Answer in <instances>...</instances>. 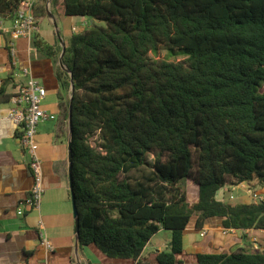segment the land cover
I'll list each match as a JSON object with an SVG mask.
<instances>
[{"label":"trees","instance_id":"1","mask_svg":"<svg viewBox=\"0 0 264 264\" xmlns=\"http://www.w3.org/2000/svg\"><path fill=\"white\" fill-rule=\"evenodd\" d=\"M48 1L56 15L104 22L74 32L63 47L68 70H55L63 135L74 86L78 246L135 260L165 229L169 248L157 261L172 264L192 216L198 229L212 216L225 228L264 229V201L215 197L226 185L264 184V0H35L37 22ZM19 3L0 0V18ZM32 44L57 63L50 45ZM160 50L166 57L150 56ZM11 94L2 87L0 103ZM182 179L197 187L195 202ZM197 264H264V250L198 253Z\"/></svg>","mask_w":264,"mask_h":264},{"label":"crops","instance_id":"2","mask_svg":"<svg viewBox=\"0 0 264 264\" xmlns=\"http://www.w3.org/2000/svg\"><path fill=\"white\" fill-rule=\"evenodd\" d=\"M47 9L50 14L39 19L30 37L15 38L10 32H0V90L4 87L5 92L13 93L31 75L46 89L43 108L55 116L40 121L36 127V154L43 188L40 204L38 208H24L20 213L18 208L24 205L33 184L30 157L21 144L19 128L6 118L10 103H0V264H160L157 255L169 248L170 237L165 243L157 242L155 237L165 229L152 235L135 260L108 257L93 244L78 246L68 177L69 129L64 135L58 132L59 83L55 70L68 38L86 28L89 21L84 16L56 15L49 1ZM1 19L10 28L11 18ZM90 23L94 20L90 19ZM33 36L58 52L57 63L37 52L32 44ZM9 43L16 49L15 63L9 56ZM230 187L239 191L236 201H232L233 196L227 197ZM190 189L186 188L187 200L192 203L197 200L198 190L196 186ZM255 195L264 197V184L251 181L226 185L217 190L215 197L234 204L258 201ZM263 236L264 229L225 228L222 217L218 216L207 218L198 229L192 216L183 232L182 251L172 264H197L198 253L230 252L239 247L247 252L264 250ZM42 237L50 248L41 244Z\"/></svg>","mask_w":264,"mask_h":264},{"label":"built area","instance_id":"3","mask_svg":"<svg viewBox=\"0 0 264 264\" xmlns=\"http://www.w3.org/2000/svg\"><path fill=\"white\" fill-rule=\"evenodd\" d=\"M34 2L35 0H20L18 9L11 18L10 28L5 27L0 18V32H10L11 36L15 38L18 36L30 37L31 33L37 29V21L32 13ZM8 50L12 63H15L16 49L13 43H9ZM24 73L28 74V70H25ZM45 96L46 89L44 86L29 75L25 83L20 85L8 100L10 107L7 110L6 118L19 128L20 141L29 154V167L33 176L30 194L25 199L24 205L18 208L20 213L23 212L24 208H38L43 192L40 161L36 154V127L44 119L55 118L53 114H49L42 106ZM255 197L258 201H264L262 196L255 195ZM41 244L45 248H50L44 237L41 239Z\"/></svg>","mask_w":264,"mask_h":264},{"label":"water","instance_id":"4","mask_svg":"<svg viewBox=\"0 0 264 264\" xmlns=\"http://www.w3.org/2000/svg\"><path fill=\"white\" fill-rule=\"evenodd\" d=\"M47 14H50L47 9ZM64 52V48H62L60 57H59V65L61 68L68 70L67 67L62 62V54ZM74 91V86L72 84V80H70V96H69V106H68V129H69V140L67 143V149H68V177H69V185H70V194L72 199V205H73V214H74V235L77 241L78 236V220H77V211L74 205V191H73V172H72V141H71V100H72V93Z\"/></svg>","mask_w":264,"mask_h":264},{"label":"rangeland","instance_id":"5","mask_svg":"<svg viewBox=\"0 0 264 264\" xmlns=\"http://www.w3.org/2000/svg\"><path fill=\"white\" fill-rule=\"evenodd\" d=\"M85 18H87V20L89 21V23H88V25H87V27L88 26H91V23H90V18H88V17H86L85 16ZM94 24H96L97 26H104V22H102V21H97V20H94ZM150 56L151 57H160V58H164V57H166V52L164 51V50H160L159 52H158V54L157 55H153L152 53H150ZM182 58V56H177V60L178 59H181ZM96 140H97V136L96 135H93V136H90L89 137V142L92 144V145H95L96 144ZM152 158V157H151ZM151 160V159H150ZM180 184L181 185H183V186H185V188H187L189 191H191V189H190V187H194L195 185L192 183V182H190V181H188V180H186V179H182L181 181H180ZM232 188L230 187V189H229V192L227 191V197L229 196L230 198L233 196L234 197V199L232 200V201H236V199H238L237 197H238V189H233V190H231ZM168 237H170V233H169V231H167V230H161L159 233H158V235H156V241L157 242H159V243H165L166 241H167V238ZM263 240H264V236H263V238H262Z\"/></svg>","mask_w":264,"mask_h":264}]
</instances>
